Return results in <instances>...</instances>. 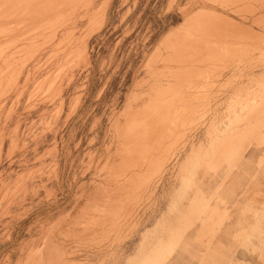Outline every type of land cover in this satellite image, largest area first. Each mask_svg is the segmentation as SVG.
Instances as JSON below:
<instances>
[{"label":"rangeland","instance_id":"374dc122","mask_svg":"<svg viewBox=\"0 0 264 264\" xmlns=\"http://www.w3.org/2000/svg\"><path fill=\"white\" fill-rule=\"evenodd\" d=\"M0 49V264H264V0H0Z\"/></svg>","mask_w":264,"mask_h":264},{"label":"crops","instance_id":"0c3cea01","mask_svg":"<svg viewBox=\"0 0 264 264\" xmlns=\"http://www.w3.org/2000/svg\"><path fill=\"white\" fill-rule=\"evenodd\" d=\"M177 211H180V207H176ZM157 232L154 230L152 233ZM168 237V238H167ZM168 239V241H167ZM166 242V243H165ZM175 246L173 238L165 235H154V241L151 244L149 250H148V257H145V250H142V253L145 254L143 256L144 264H160L162 257L164 256L163 249L161 247H169L172 248ZM147 253V252H146Z\"/></svg>","mask_w":264,"mask_h":264},{"label":"bare ground","instance_id":"6f19581e","mask_svg":"<svg viewBox=\"0 0 264 264\" xmlns=\"http://www.w3.org/2000/svg\"><path fill=\"white\" fill-rule=\"evenodd\" d=\"M73 1V0H72ZM68 2H70V1H68ZM240 2V1H239ZM3 4H5V1H4V3ZM41 4V3H40ZM36 5H38V4H36ZM69 5H71V4H69ZM19 6V5H18ZM54 6V5H53ZM56 6V5H55ZM22 7V6H21ZM42 7V6H41ZM69 7V6H68ZM11 8V7H10ZM37 9H39V6H38V8ZM49 10V9H48ZM60 10V9H59ZM40 11V10H39ZM55 11V10H54ZM48 12H50V10L48 11ZM47 12V13H48ZM39 13V12H38ZM69 15V14H68ZM3 17V16H2ZM7 17V16H6ZM37 17V16H36ZM57 18V17H56ZM227 19V18H226ZM2 21V20H1ZM229 21V20H228ZM40 25V24H39ZM27 28V27H26ZM87 28V27H86ZM218 28V27H217ZM48 31V30H47ZM27 36V35H26ZM40 39V38H39ZM52 39V38H51ZM63 41V40H62ZM18 42V41H17ZM30 42H31V40H30ZM42 43V42H41ZM34 44V43H33ZM220 45V44H219ZM229 48V47H228ZM5 49V48H4ZM1 50V49H0ZM30 52V51H29ZM57 52V51H56ZM5 53V52H4ZM1 54H2V52H1ZM5 61V60H4ZM79 61V60H78ZM68 62V61H67ZM12 67V66H11ZM9 71V70H8ZM16 72V71H15ZM54 72V71H53ZM18 73V72H17ZM2 75V74H1ZM1 77H3V75L1 76ZM10 81V80H9ZM11 83V82H10ZM156 122V121H155ZM155 122H153V123H155ZM147 123H149V122H147ZM150 126V125H149ZM140 130H143V129H140ZM135 138V137H134ZM152 139V138H151ZM153 140V139H152ZM103 186V185H102ZM82 212V211H81Z\"/></svg>","mask_w":264,"mask_h":264}]
</instances>
